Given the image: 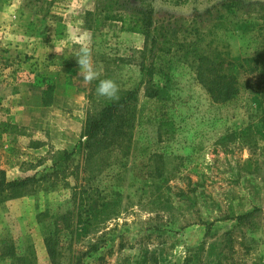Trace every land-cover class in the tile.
I'll list each match as a JSON object with an SVG mask.
<instances>
[{"label": "rangeland", "instance_id": "obj_1", "mask_svg": "<svg viewBox=\"0 0 264 264\" xmlns=\"http://www.w3.org/2000/svg\"><path fill=\"white\" fill-rule=\"evenodd\" d=\"M176 1L0 0V171L9 180L52 174L33 194L0 201V264H11L3 255L11 243L19 254L33 247L37 264H53L40 217L79 207L73 195L81 188L90 194L80 209L93 215L92 226L62 238L57 264L88 250L89 264L101 256L105 264H264V0H237L232 8L221 0ZM145 13L153 24L142 55L146 36L114 18ZM166 31L183 47L174 67L150 80L167 84L177 125L173 137L159 140L140 64L152 63L154 35ZM82 47L100 78L110 68L121 91L139 88L142 124L130 154L117 152L100 174L99 157L97 165L85 162L84 127L106 98L80 73ZM194 54L232 63L233 100L213 101L184 61ZM2 123L16 126L4 132ZM65 152L72 155L62 162ZM252 211L243 223L231 219Z\"/></svg>", "mask_w": 264, "mask_h": 264}, {"label": "trees", "instance_id": "obj_2", "mask_svg": "<svg viewBox=\"0 0 264 264\" xmlns=\"http://www.w3.org/2000/svg\"><path fill=\"white\" fill-rule=\"evenodd\" d=\"M193 0H177L176 4H186ZM196 1V0H194ZM228 3V7L232 8L239 2L237 0H221ZM143 13V12H141ZM114 20L122 23V28L129 32L141 33L146 36V48L141 51L142 55H146L148 43L151 39L150 28L153 24L150 14L145 13L142 17L120 16L115 17ZM167 32V31H166ZM160 33L154 35V58L150 65H146L144 62L140 64V71L144 76L145 83V98L149 104L151 110V116L157 122L158 139H163L164 136L173 137L177 131V125L172 113L169 111V105H172L170 97L166 94L168 86L167 84L159 85V83H151L152 77L157 73L165 72V69L169 70V67L173 66L172 57H178L177 53L181 51L183 45L177 39L176 32ZM179 42V43H178ZM180 47V50L176 49V52L172 51L173 46ZM196 46V42L193 43ZM153 49L149 52L152 53ZM182 58V56H179ZM194 59L191 57H184V61L191 64L192 68L196 70L198 80L206 87L208 93L216 103H226L233 100L238 94V86L234 75L231 74L232 63L225 60L223 57L219 61L212 60L208 55H196ZM106 74L100 79H114L113 71L110 68H106ZM146 77V78H145ZM142 81V82H143ZM168 82V81H167ZM98 83V82H97ZM54 87L48 86L45 91V104L52 102V91ZM139 88L128 89L127 91L120 90V99L116 102H110L107 99L100 102L95 112L89 114L86 119L84 127V136L87 137L85 147V162L87 165H97V158L101 160V168L96 171L98 174L102 172V168L107 165L111 166L114 163L113 157L117 152L122 154V158H127L130 154L131 144L134 138V130L142 124L141 113L138 114L137 106L139 104ZM4 132H13V128L16 125L10 123H2ZM81 147V143L78 150ZM72 153L65 152L60 157L62 162L66 157H71ZM147 158L151 157V154L145 153ZM147 159V160H148ZM59 159L54 163L56 168L59 163ZM57 172V171H56ZM54 173L55 177H58L57 173ZM147 174V173H146ZM152 172L148 173V176H152ZM145 176V173L142 174ZM96 176V175H95ZM52 174L48 173L44 176L37 177L36 175L27 176L22 179L9 180L4 171H0V201H8L31 195L36 191L37 186L43 179H51ZM76 189V188H75ZM85 189H82L74 193V203H77L79 197V207L69 209L64 213L59 214H43L45 219L51 217L50 223H45V219L40 222L43 224L44 241L47 250V254L50 261L53 264H57L61 258L62 251V238L65 235H77L80 231L81 234H87L92 226L91 213L84 212L80 209L86 205V200L90 198V194ZM257 212V211H255ZM255 212L242 213L235 218L238 224L243 223L245 220L251 219ZM110 216L108 212L105 213ZM91 215V216H90ZM41 216V215H40ZM93 247H90V250ZM26 253L19 254L14 243L6 246L3 253L11 259V264H37L36 255L33 247L28 246ZM92 251V250H91ZM89 250L83 253L80 257H76L70 264H89L85 259L90 256ZM98 264H105L104 257L98 258ZM191 259H188L185 264H190Z\"/></svg>", "mask_w": 264, "mask_h": 264}, {"label": "clouds", "instance_id": "obj_3", "mask_svg": "<svg viewBox=\"0 0 264 264\" xmlns=\"http://www.w3.org/2000/svg\"><path fill=\"white\" fill-rule=\"evenodd\" d=\"M77 62L80 66V73L83 79L92 83L97 81L96 93L100 97L106 98L110 102H116L120 99V86L113 79H100V74L95 68L92 60L91 51L87 47H82L77 57Z\"/></svg>", "mask_w": 264, "mask_h": 264}]
</instances>
